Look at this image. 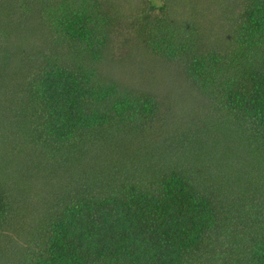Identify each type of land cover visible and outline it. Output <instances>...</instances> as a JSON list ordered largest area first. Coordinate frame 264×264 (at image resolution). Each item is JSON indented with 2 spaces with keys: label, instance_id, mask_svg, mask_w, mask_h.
<instances>
[{
  "label": "trees",
  "instance_id": "16d2710c",
  "mask_svg": "<svg viewBox=\"0 0 264 264\" xmlns=\"http://www.w3.org/2000/svg\"><path fill=\"white\" fill-rule=\"evenodd\" d=\"M0 264H264V0H0Z\"/></svg>",
  "mask_w": 264,
  "mask_h": 264
},
{
  "label": "rangeland",
  "instance_id": "374dc122",
  "mask_svg": "<svg viewBox=\"0 0 264 264\" xmlns=\"http://www.w3.org/2000/svg\"><path fill=\"white\" fill-rule=\"evenodd\" d=\"M151 2H153L156 5H160L161 4V0H150Z\"/></svg>",
  "mask_w": 264,
  "mask_h": 264
}]
</instances>
